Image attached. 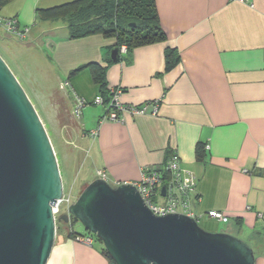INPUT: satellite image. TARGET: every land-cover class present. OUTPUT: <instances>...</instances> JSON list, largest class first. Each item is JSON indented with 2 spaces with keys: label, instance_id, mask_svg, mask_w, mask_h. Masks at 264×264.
I'll list each match as a JSON object with an SVG mask.
<instances>
[{
  "label": "crops",
  "instance_id": "1",
  "mask_svg": "<svg viewBox=\"0 0 264 264\" xmlns=\"http://www.w3.org/2000/svg\"><path fill=\"white\" fill-rule=\"evenodd\" d=\"M70 1L9 0L0 15L29 27L26 48L39 49L47 71L70 85L63 97H69L75 121L60 126L55 115L57 130L68 132L70 152L94 153V172L78 194L98 171L112 185L138 183L146 169L176 152L196 177L200 200L194 212L200 218L208 210L225 213L229 233L248 243L256 264H264V0H155L165 40L136 47L127 59L118 51L120 60L113 62L114 36L70 39L63 22L37 20L38 9ZM166 46L177 55L170 69ZM100 69L106 89L120 87L121 102L145 112L108 120L106 110L92 103L101 94L93 77ZM77 97L87 102L78 118L72 113ZM90 236L88 245L56 232L46 264H109L102 243Z\"/></svg>",
  "mask_w": 264,
  "mask_h": 264
},
{
  "label": "water",
  "instance_id": "2",
  "mask_svg": "<svg viewBox=\"0 0 264 264\" xmlns=\"http://www.w3.org/2000/svg\"><path fill=\"white\" fill-rule=\"evenodd\" d=\"M118 58L112 48L110 60ZM62 195L44 124L0 56V264H46L57 232L52 207ZM71 219L115 264H256L248 243L231 233L207 231L180 213L155 215L132 183L95 178L56 221Z\"/></svg>",
  "mask_w": 264,
  "mask_h": 264
},
{
  "label": "trees",
  "instance_id": "3",
  "mask_svg": "<svg viewBox=\"0 0 264 264\" xmlns=\"http://www.w3.org/2000/svg\"><path fill=\"white\" fill-rule=\"evenodd\" d=\"M8 1L0 0V6ZM37 14V20L63 22L70 39L83 38L96 33L114 36L116 43L113 48H117L119 51L120 46L125 45L124 57L126 59L129 58L132 49L164 41L166 38L159 24L155 0H73L54 7L38 9ZM164 52L167 58L166 68L170 69L174 65L177 55L169 46L165 47ZM119 60L120 57L117 61ZM103 73V69L93 70L94 80L99 85L100 96L103 103L107 104L111 94L110 89H106ZM53 98L55 100L52 101V104L56 108L59 125L72 124L73 121L65 98L58 93ZM196 156L204 157V148L201 143L196 145ZM164 174V177H167V173ZM73 221L75 220H70V226ZM66 225L65 223L58 225L57 232L65 229L68 236L79 235L72 228H66ZM95 238L97 237L95 236ZM101 251L109 264H115L103 247Z\"/></svg>",
  "mask_w": 264,
  "mask_h": 264
},
{
  "label": "rangeland",
  "instance_id": "4",
  "mask_svg": "<svg viewBox=\"0 0 264 264\" xmlns=\"http://www.w3.org/2000/svg\"><path fill=\"white\" fill-rule=\"evenodd\" d=\"M25 41L26 39H19L6 33L4 29L0 27V56L18 79L42 120L56 153L62 178L63 192L70 195L71 199L74 201L78 196V190L81 188L84 177L94 172V169L90 165L92 159L94 160V153L86 155L84 152L82 155L83 152H80L79 155L77 149H75L76 151L72 149L71 152L68 149V147L70 149L73 148V145L65 143V140H70L68 132L62 135L57 130V112L54 110L55 108L52 101L55 100L53 96L56 95V93L62 96L69 93L70 85L65 83L66 79H63L62 76L58 78L55 72L47 71V66L43 62L44 59L39 49L33 47L26 48V45H24ZM59 82H61V84ZM49 95L51 96L49 97ZM65 98L68 101L69 97L65 96ZM96 107L105 109L101 104H97ZM72 120L75 121L73 118ZM74 123V125H77L76 122ZM206 218L198 219V224L203 229L211 232H230L227 229L226 223L214 222V220L209 221L207 220L209 218ZM58 225H62V223H57V226ZM68 227H73V230L76 232H86L82 224L77 221H73L72 226L67 223L66 228ZM61 231L66 230L62 229ZM95 239L97 243H100L97 238Z\"/></svg>",
  "mask_w": 264,
  "mask_h": 264
},
{
  "label": "built area",
  "instance_id": "5",
  "mask_svg": "<svg viewBox=\"0 0 264 264\" xmlns=\"http://www.w3.org/2000/svg\"><path fill=\"white\" fill-rule=\"evenodd\" d=\"M0 27L6 33L19 39H25L29 32V27L21 29L17 19L13 17L8 18L0 15ZM119 51L126 53V46L121 45ZM121 93L122 89L120 87H112L110 89V100L104 105L108 120L121 121L122 114L125 112L131 114H142L145 112V107L143 106L122 103L120 100ZM86 103L85 99L77 97L75 107L72 111L76 118L80 115V108ZM92 103L104 104L102 97L99 95L92 100ZM155 112L156 105L153 108V113ZM95 135L96 131L94 130L91 132V136ZM164 173H167V177H164ZM97 175L106 180V175L103 171H98ZM134 185L146 206L155 215L174 212L192 217L198 222L200 216L194 212V203L200 200L196 192V177L192 171L181 165L180 158L176 152H172L162 165L146 169L142 173L140 181ZM163 185H165V192L162 195L161 188ZM71 203H73V200L70 195L63 192L62 197L52 207L56 226L59 223L56 221V218L65 212ZM204 215L209 219L221 223L228 222V217L222 211L208 210ZM90 235H76L74 238L90 245L92 243V236Z\"/></svg>",
  "mask_w": 264,
  "mask_h": 264
},
{
  "label": "flooded vegetation",
  "instance_id": "6",
  "mask_svg": "<svg viewBox=\"0 0 264 264\" xmlns=\"http://www.w3.org/2000/svg\"><path fill=\"white\" fill-rule=\"evenodd\" d=\"M70 225V224H69ZM92 235V234H91Z\"/></svg>",
  "mask_w": 264,
  "mask_h": 264
}]
</instances>
